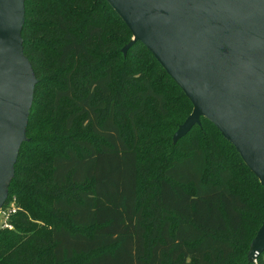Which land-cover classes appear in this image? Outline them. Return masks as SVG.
Here are the masks:
<instances>
[{
    "label": "trees",
    "instance_id": "trees-1",
    "mask_svg": "<svg viewBox=\"0 0 264 264\" xmlns=\"http://www.w3.org/2000/svg\"><path fill=\"white\" fill-rule=\"evenodd\" d=\"M24 9L37 82L0 264H264V187L204 117L173 143L191 102L142 42L123 53L107 1Z\"/></svg>",
    "mask_w": 264,
    "mask_h": 264
},
{
    "label": "water",
    "instance_id": "water-1",
    "mask_svg": "<svg viewBox=\"0 0 264 264\" xmlns=\"http://www.w3.org/2000/svg\"><path fill=\"white\" fill-rule=\"evenodd\" d=\"M191 102L176 143L201 117L264 187V0H106ZM24 0H0V208L8 195L37 82L23 52ZM264 251V220L248 259Z\"/></svg>",
    "mask_w": 264,
    "mask_h": 264
},
{
    "label": "built area",
    "instance_id": "built-area-1",
    "mask_svg": "<svg viewBox=\"0 0 264 264\" xmlns=\"http://www.w3.org/2000/svg\"><path fill=\"white\" fill-rule=\"evenodd\" d=\"M12 212H15V207L13 205H11V207H7V211L4 212L2 211V207L0 208V214H3V222L0 224L1 227H12L11 224H9L8 222V218H9V214L12 213ZM261 252H258V251H255L253 253V259L252 261L254 263H257V257L260 255Z\"/></svg>",
    "mask_w": 264,
    "mask_h": 264
},
{
    "label": "rangeland",
    "instance_id": "rangeland-1",
    "mask_svg": "<svg viewBox=\"0 0 264 264\" xmlns=\"http://www.w3.org/2000/svg\"><path fill=\"white\" fill-rule=\"evenodd\" d=\"M162 122L163 121H170L169 119H163V120H161ZM173 132H175V129H173L171 132H170V136L173 134ZM167 138H168V134H167ZM11 203V205H12V203H13V201H11L10 202ZM2 211H4V212H6L7 211V205H6V207H2ZM3 214H0V224L3 222ZM38 223H41L40 221H38ZM42 231V230H41Z\"/></svg>",
    "mask_w": 264,
    "mask_h": 264
}]
</instances>
